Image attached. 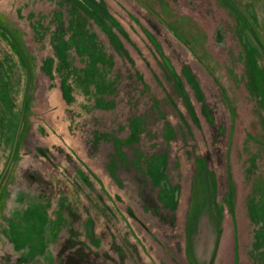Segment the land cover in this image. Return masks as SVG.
Wrapping results in <instances>:
<instances>
[{
  "label": "rangeland",
  "instance_id": "1",
  "mask_svg": "<svg viewBox=\"0 0 264 264\" xmlns=\"http://www.w3.org/2000/svg\"><path fill=\"white\" fill-rule=\"evenodd\" d=\"M140 1L0 0V264H264V0Z\"/></svg>",
  "mask_w": 264,
  "mask_h": 264
},
{
  "label": "crops",
  "instance_id": "2",
  "mask_svg": "<svg viewBox=\"0 0 264 264\" xmlns=\"http://www.w3.org/2000/svg\"><path fill=\"white\" fill-rule=\"evenodd\" d=\"M162 52H163V50H162ZM162 56L164 58V61H165V59L168 60L166 55L164 56V54H162ZM168 62L170 63L171 67L174 69V74L170 71V69L167 66L166 62H165V64L168 67V70H169L170 74L175 77L176 76L175 67L172 65V63L169 60H168ZM174 80L176 82V85H177L178 89L180 90V93L182 94V97L184 99V103H185L186 107L188 108L190 115H192L195 119H197L196 113H195V109L193 107L191 99L188 96L183 84L180 82V80L178 78H175ZM198 172H201V171H198ZM203 172H206V171H203ZM195 173H197V172H193L192 178L185 179L183 182L180 181L179 186L171 185L172 186L171 190L169 191V189H168L166 191V194H164L165 197L168 198L167 205L169 206V209L171 208L170 207L171 205L174 206V204H175L176 205V212H177L178 216L180 217V226L178 227L179 231L177 232V235H178V238H179V240H180L182 245H177L178 246L177 249L184 250V252L182 251L183 253L181 254V253H179V252H181V250L180 251L177 250V256H179L181 261H185V258H186L185 254H187V259H188V236H187L188 235V224H189V222H188L189 218L188 217H189V214L191 212V200H192V195H193V183H194ZM206 173L211 176V184L209 183V181H208V179L206 177L205 178V183H204L205 185L203 186V189L201 190V193L199 195L200 197L203 196L204 192H205V194H207L208 189H209L208 185L211 186L212 190H213V188L215 189L214 177L213 176L216 177L218 174L216 172L214 173V175L212 173H210V172H206ZM199 196H198V198H199ZM170 197H171V199H170ZM203 199H204V197H203ZM199 212H200V210L196 209L195 210V215H194L193 218H196V219H198V217L199 218L200 217L205 218V215H201L202 213H199ZM221 224H223L222 221H221ZM175 228H177V227H175ZM222 228L223 227L221 225V233H220V238H219V242H218L217 248L219 247L221 239H223V236H224V231H222ZM229 231L230 230L228 228L227 233H229ZM203 235L204 234H202V236ZM155 236H157L158 240H161L158 237L157 234ZM198 244L199 243L197 241L196 245H198ZM171 246L172 245H170V247ZM233 246L235 247V245H232V247ZM217 248H216V251H217ZM163 250H165L167 252V255L170 256V258H173L175 260L176 256L173 253L168 252V249L165 246H163ZM198 258H199L200 261L202 260V256L201 255H198ZM180 260H179V262H181Z\"/></svg>",
  "mask_w": 264,
  "mask_h": 264
},
{
  "label": "trees",
  "instance_id": "3",
  "mask_svg": "<svg viewBox=\"0 0 264 264\" xmlns=\"http://www.w3.org/2000/svg\"><path fill=\"white\" fill-rule=\"evenodd\" d=\"M144 6H146V5H144ZM146 8L148 9V7L146 6ZM149 11H150V9H148ZM153 15H155L164 25H166L165 24V22L164 21H162L155 13H153L152 11H150ZM167 26V25H166ZM169 28V27H168ZM170 29V28H169ZM171 30V29H170ZM146 32V34L148 35V37L150 38V40L156 45V47H157V49H158V51H159V53L160 54H163V52H162V48H161V46L159 45V43L157 42V40L150 34V33H148L147 31H145ZM11 38H13L12 40L14 41V44L16 45V47L18 48V50L20 51V53H22V47H21V44H20V42L16 39L15 40V35L12 33L11 34ZM22 56L24 57V61H25V63H26V65H27V59H26V56H25V54H23L22 53ZM165 62H166V64H167V66L169 67V69H170V71L174 74V69L171 67V65H170V63L168 62V60L167 59H165ZM28 67V66H27ZM30 67V66H29ZM29 69V73H28V77H30V68H28ZM7 82V79L5 78V79H3V82L1 83L2 85L3 84H5ZM2 88L0 87V90H1ZM28 90V89H27ZM4 93H5V90H1L0 91V96L1 95H4ZM27 97H28V95H27V93L25 94V96H24V101H23V107H22V113H21V117H20V119H19V121H18V124H17V126H16V130H15V134H14V140H13V147H12V154H11V156H10V158H9V161H8V163H7V165H6V168H5V170H8V168L11 166V164H12V162H13V159H14V154H15V152L17 151V146H18V140H19V135H20V131H21V127H22V122H23V118H24V114H25V111H26V108H27ZM201 173L202 174H204V177L206 178L207 177V179H208V181H209V183L211 184V176L209 175V174H207L206 172H203V171H201ZM5 174V172L2 174V176H1V179H0V181L3 179V177L5 176L4 175ZM98 180H99V182L100 183H102V181H101V179L100 178H98V177H96ZM211 187V186H210ZM198 200V199H197ZM197 203V201H195V204ZM195 207V206H194ZM128 213L131 215V216H133L134 217V213L129 209L128 210ZM217 220H219V217H218V215H217V218H216ZM188 227H189V224H188ZM189 230V229H188ZM219 242V241H218ZM217 246H218V244L216 245V248H217ZM211 264H213V263H211Z\"/></svg>",
  "mask_w": 264,
  "mask_h": 264
},
{
  "label": "water",
  "instance_id": "4",
  "mask_svg": "<svg viewBox=\"0 0 264 264\" xmlns=\"http://www.w3.org/2000/svg\"><path fill=\"white\" fill-rule=\"evenodd\" d=\"M137 1L141 2L140 0H137ZM141 3H142V2H141Z\"/></svg>",
  "mask_w": 264,
  "mask_h": 264
}]
</instances>
